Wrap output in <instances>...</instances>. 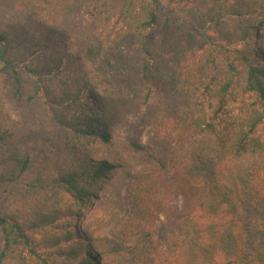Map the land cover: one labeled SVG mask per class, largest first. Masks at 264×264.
I'll return each mask as SVG.
<instances>
[{
  "label": "trees",
  "instance_id": "trees-1",
  "mask_svg": "<svg viewBox=\"0 0 264 264\" xmlns=\"http://www.w3.org/2000/svg\"><path fill=\"white\" fill-rule=\"evenodd\" d=\"M236 90L260 114L214 122ZM143 108V169L99 157ZM263 116L264 0H0V264H101L79 220L109 181L165 217L155 264H264Z\"/></svg>",
  "mask_w": 264,
  "mask_h": 264
},
{
  "label": "rangeland",
  "instance_id": "rangeland-1",
  "mask_svg": "<svg viewBox=\"0 0 264 264\" xmlns=\"http://www.w3.org/2000/svg\"><path fill=\"white\" fill-rule=\"evenodd\" d=\"M163 2L166 4L168 0H163ZM250 47L260 49L261 44L251 38ZM73 48L77 49L75 46ZM151 101L154 104L157 103V97ZM204 107L207 108V105ZM7 109L11 120L17 123L19 118L13 114L12 109L14 108L7 107ZM260 109L254 95L242 94L236 90L227 98L222 110L216 112L214 110L212 114V111L207 108V114L214 117V122L224 123L231 118L247 119L254 113L260 114ZM145 115L147 113L144 108L141 112L133 111L127 115L113 131L114 146L108 150L101 147L99 157H110V159L129 167L132 172L141 171L144 159L130 146V140L137 139L142 145L156 147L153 143V127L144 126L143 120H141ZM257 129L264 134V116ZM176 132L181 135L183 128H177ZM176 140L177 138L174 137L170 143L169 153L173 156L174 161H180L184 156L188 142L185 139H178L177 142ZM83 142L88 143V141ZM166 142L163 138L160 143L165 145ZM90 143L99 147L95 142ZM171 176V170L162 175L163 185L170 184ZM166 200L168 207H173L176 211L183 209L182 199L179 196L168 194ZM79 225L86 229L93 238L94 252L92 253L98 255L100 253L101 264H155L157 263V242L162 247H166L169 240L165 217L163 215L157 217V209L154 208H144L141 212H136L127 193V186L121 188L117 181H109L104 184L97 197L84 208ZM36 237L40 238L38 235ZM53 256L56 262L63 259L56 255Z\"/></svg>",
  "mask_w": 264,
  "mask_h": 264
}]
</instances>
